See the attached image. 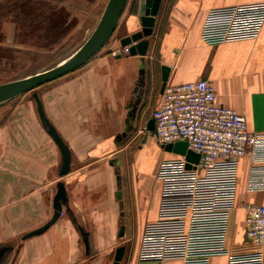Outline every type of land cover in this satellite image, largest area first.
I'll return each instance as SVG.
<instances>
[{"label":"crops","instance_id":"0c3cea01","mask_svg":"<svg viewBox=\"0 0 264 264\" xmlns=\"http://www.w3.org/2000/svg\"><path fill=\"white\" fill-rule=\"evenodd\" d=\"M253 2L264 0H160L145 54H113L141 29L138 0H128L111 37L86 64L33 91L68 148L63 176L62 156L38 118L32 92L1 104L0 245L20 237L14 264H112L117 240L130 231L135 248L120 264H138L143 227L157 214L156 169L174 154L145 134L140 146L148 140L156 150L148 161L140 146L132 150L127 134L137 124L149 133L163 90L162 67L169 70L165 84L210 82L218 104L242 115L250 132H264V25L254 40L222 41L232 7ZM87 4L0 0V51L54 53L82 28ZM247 165L240 163L235 210L223 221L213 216L196 224L186 262L159 264H262L264 244L244 233L242 203L264 205V190L245 186ZM59 183L65 188L60 216L42 234L21 240L51 218Z\"/></svg>","mask_w":264,"mask_h":264},{"label":"built area","instance_id":"2783aa9c","mask_svg":"<svg viewBox=\"0 0 264 264\" xmlns=\"http://www.w3.org/2000/svg\"><path fill=\"white\" fill-rule=\"evenodd\" d=\"M263 25L264 2L238 4L231 9L222 41L254 40ZM128 53L124 46L113 54ZM151 119L154 128L149 134L158 146L182 141L199 158L193 163L173 155L158 163L156 219L143 227L137 262H186L196 224L213 216L223 221L235 210L242 160L248 162L247 190H264V132H250L245 118L218 104L213 85L201 79L165 84ZM241 209L246 239L263 245L264 205L244 202Z\"/></svg>","mask_w":264,"mask_h":264},{"label":"water","instance_id":"95a60500","mask_svg":"<svg viewBox=\"0 0 264 264\" xmlns=\"http://www.w3.org/2000/svg\"><path fill=\"white\" fill-rule=\"evenodd\" d=\"M127 1L128 0H107L103 12L91 34L75 52L63 60L64 62H59L58 64L43 71L0 84V105L24 93L32 92V98L36 104L38 118L44 130L55 143L62 156V165L59 171L60 176H63L68 171L70 161L69 151L67 146L58 136L57 132L46 119L39 98L33 91L40 85L71 73L86 64L87 61L90 60L111 37ZM159 3L160 0H138V17L141 29L130 36L123 38L121 41L122 47H129L130 55L145 54L148 42L144 38L150 36L152 33V27L158 11ZM168 71V68L162 67V88L165 86ZM153 128L154 123L153 120L150 119L146 125V130L151 132L153 131ZM162 148L165 152L183 156L187 161L193 163H197L199 158L197 154L188 150L187 144L182 141L164 145ZM64 199L65 188L62 183H59L52 201L53 213L51 218L41 227L24 234L21 237V240L38 236L54 224L62 212L61 202ZM122 234L123 227L121 226L119 229V236ZM84 244L87 246L86 238H84ZM5 251L6 248H1L0 256ZM123 253L124 247H118L115 251L112 264H120Z\"/></svg>","mask_w":264,"mask_h":264},{"label":"rangeland","instance_id":"374dc122","mask_svg":"<svg viewBox=\"0 0 264 264\" xmlns=\"http://www.w3.org/2000/svg\"><path fill=\"white\" fill-rule=\"evenodd\" d=\"M87 2L86 20L83 22L82 28L71 38L70 42L65 43L62 48L54 53L37 52L32 49H24L21 51L5 49L4 51H0V84L48 69L72 54L74 50L88 38L95 28L107 0H87ZM85 30H87V32L84 33ZM3 106L11 107L12 103H6ZM5 112V110H0V123L6 116ZM145 134L151 138L150 134L146 133L140 124L131 128L127 134V139H134L131 144L132 150H136L138 146H140V141L145 137ZM158 147L162 149V147ZM140 150L143 151L142 155L145 156L148 161L152 159L156 152L153 146L149 145L148 140L140 146ZM141 216L139 212L133 213L132 217L136 225L139 224ZM237 216L238 214L235 216V221L238 218ZM130 232L131 234L128 233L126 237L120 238L116 242V247H124V253L127 256L134 250L137 240V238H134L132 231ZM20 244L19 236L10 242L1 244L0 248L6 247L7 250L0 256V264H14L16 252Z\"/></svg>","mask_w":264,"mask_h":264},{"label":"bare ground","instance_id":"6f19581e","mask_svg":"<svg viewBox=\"0 0 264 264\" xmlns=\"http://www.w3.org/2000/svg\"><path fill=\"white\" fill-rule=\"evenodd\" d=\"M62 63V62H61Z\"/></svg>","mask_w":264,"mask_h":264}]
</instances>
